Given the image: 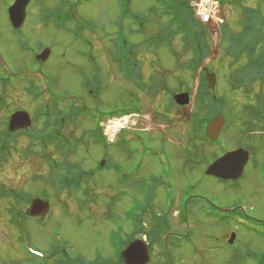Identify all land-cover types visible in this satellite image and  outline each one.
<instances>
[{
  "label": "rangeland",
  "instance_id": "374dc122",
  "mask_svg": "<svg viewBox=\"0 0 264 264\" xmlns=\"http://www.w3.org/2000/svg\"><path fill=\"white\" fill-rule=\"evenodd\" d=\"M12 1L0 0V33L5 42L0 47V57L6 68L12 69L9 73L16 76L24 72V68L30 67L34 70L35 65L21 47L14 43L15 34L7 24L5 15L3 16L7 14V7ZM127 1L71 0L72 5L68 6L66 4L70 3L69 0L63 5L57 0H31L26 7L28 16L19 36L24 38L22 42L26 43V49H35L39 44L49 48L51 55H48L49 58L44 63V70L50 76L54 94L78 97L86 90V87L82 86L84 80H92V84L100 82L101 90H93L90 96L86 94V103L98 107L100 112L85 111L84 116L74 118L65 114L68 110L65 103L53 105L54 117L64 113L62 130L68 133L64 137L73 146L80 144L75 154L67 157L70 160L68 163L75 166L72 172L80 170L83 176L87 170L92 171V174L89 171L87 188L84 187V192L80 194L77 191L73 195L56 192L55 183L49 179L52 172L48 164L39 158L36 149L30 145V140L23 138V135H18L19 138L12 143L11 157H6L8 154L0 157V183L4 185L0 193L9 194L8 189L16 188L28 197H39L48 203L44 218L27 217L21 220L17 214L7 210L5 201H0V264H38L28 260L31 258L28 254L31 248L45 252L48 256L53 249H57L66 264H78L75 259L78 256H81L84 262L99 256L113 257V250L120 247L125 239L127 241L133 230L134 222L126 216V212L134 198L144 203L143 194H153L152 205L155 210H161L163 206L164 211L170 210L165 220L167 218L169 231L172 232L169 238L172 264H257L260 254L264 251V234L239 230L230 222L220 220L218 211L208 203H201L199 199H191L187 203L190 208L189 225H180L175 216L174 210L181 205V201L183 202V194L191 193L200 195L215 205L229 206L231 203L243 202L250 207L253 216L264 217L263 182L257 166H254L252 161L246 163L245 174L236 186L221 184L220 181L204 175V164L217 156L219 146L216 143L198 141V132L195 133L193 127L187 125L190 123L189 115L195 107L199 69L189 74L184 68L178 70L176 67L189 60L192 51L186 46L188 43L184 42L181 35L175 33L172 37L173 46L178 53L177 62L172 51L156 45L155 39L167 33L166 18L157 17L156 10L151 9L152 12L147 15L142 32H138L139 28L133 25L130 14L146 13L157 0H131L129 7L126 5ZM204 1L189 0L188 4L199 10ZM208 1L212 11H209V22L203 25L208 36L210 55L200 65L208 67L215 74L216 83L212 94L223 101L221 113L226 126L223 124L225 127L220 135V145L233 147L239 142L250 143L247 140H251L262 148L264 141L253 135V130H261L255 126L259 122L256 112H250L251 108L256 107H246L249 102L248 95L242 88L231 89L228 76L235 66H229L230 58L223 51L226 43L221 42V32L217 36L214 35L212 25L218 23V16L226 17L231 33H237L241 29L236 23L241 20L242 6L257 7L264 16V0H243L239 5L222 4L218 0ZM64 5L68 7L67 10L80 16L79 26L73 25L64 17L65 21L62 17L54 18L52 12L57 9L65 12ZM191 11L194 9L191 8ZM215 14L217 15L214 16ZM76 29L82 32L78 37L74 35L77 33ZM145 30L148 38L142 34ZM126 38L134 44L133 51H136L138 57L135 64L138 65V61L142 63L143 73L149 74L152 67L148 64L158 61V70H162L164 75L161 87L168 85L167 89L160 90L159 95L139 92L119 73L116 62L123 55L122 45ZM84 39H88L90 44L84 43ZM260 44L264 46V41H260ZM244 60L242 58L236 66H241ZM153 67L155 74L152 75L156 76L157 67ZM92 84L90 88L94 89ZM258 86L259 83L252 91H258ZM9 88L11 96H14L15 92L21 94L18 99L23 96L21 89L18 90L14 86ZM261 89L264 95V85ZM174 91L188 92L189 103L182 106L172 101L171 93ZM155 96L157 97L154 98ZM133 97L142 105L143 115L117 118L118 127L112 137L116 140L114 144L106 142L100 135L98 141L102 140L101 145L89 141L97 120H94L93 116L100 118L102 113L111 108H127L131 106ZM59 98V102H62L63 98ZM38 108V101L35 100L32 102L33 118L29 120L30 127L41 126L42 117L34 118V112ZM84 109L77 107L74 112H83ZM166 115L163 121L161 118ZM90 117L93 119L90 120ZM107 124L105 122L106 126ZM127 125L140 129L139 134L144 144L157 153H137L130 163V160L117 150L122 146L121 138L125 137V134L119 136V127ZM238 136L241 138H237ZM103 143L106 144L104 150ZM27 148L28 156H25L24 151ZM54 148L62 149L60 145L53 143L48 147L46 155L54 159V162L64 159L60 151ZM103 151L107 152L110 159L102 156ZM103 158L106 159V164L105 167H100L98 163ZM139 158L142 160L140 176L145 177L143 194L140 186L137 188L140 180L137 177L133 178V181L137 182L133 185L132 180L128 186L120 183L121 172L134 176L131 171L133 160ZM108 161L119 165L121 172L111 169ZM42 191L45 195H42ZM81 198L84 200L83 206H79ZM21 207L27 210L28 204ZM232 231L236 232L237 237L234 247L238 245L240 250L232 251V247L223 245V238L228 237ZM187 233L188 239L182 238L178 241L179 236L185 237ZM174 246L177 248L173 249ZM159 248L158 239L148 246L150 264H158V260L160 261V258L157 259Z\"/></svg>",
  "mask_w": 264,
  "mask_h": 264
},
{
  "label": "trees",
  "instance_id": "16d2710c",
  "mask_svg": "<svg viewBox=\"0 0 264 264\" xmlns=\"http://www.w3.org/2000/svg\"><path fill=\"white\" fill-rule=\"evenodd\" d=\"M130 1H127V7L130 6ZM222 4L230 3V4H238L243 0H219ZM245 1V0H244ZM122 3V2H121ZM189 0H157L154 5L150 6L146 13L142 12L140 14H130L133 25L139 28L138 32H142V28L144 26V22L146 21L147 15H149L152 10L158 11L157 17H166V27L170 28L172 26L181 27L182 29H188L186 32H180L182 34V39L185 43H188L186 46L190 45L191 58L185 63H181L179 68H184L187 73L196 72L197 67L200 65L202 60L209 55L210 47L208 43V38L204 32L203 25L200 24L197 20L194 19L193 13L191 11L190 5L188 4ZM160 4V5H159ZM152 9V10H151ZM56 14L55 18L67 19L65 14H70L69 10L60 11L59 9L54 10L52 12ZM148 13V14H147ZM155 15V14H154ZM155 15V16H156ZM122 16V14H121ZM64 17V18H63ZM64 19V21H65ZM240 26L241 29L236 33H231L230 26L226 24L222 30L221 34V42L226 43V47L223 49L226 56L230 58L229 66L233 67L230 73V85L232 88H238L243 86L245 90H249L250 81L252 83L253 80L257 78L264 81V46L257 47L260 44V41H264V16L260 14L259 8H251L248 6H242V14L241 20L236 23V26ZM184 27V28H183ZM166 30V29H165ZM170 30H167V33L160 35L157 39H155V43H160L158 40L164 39V44L167 48H169L170 38L174 34ZM148 38L147 30L142 33ZM167 34H171L167 35ZM170 37V38H169ZM189 38V39H188ZM123 43L129 44L130 42L124 39ZM129 51H133L134 46L128 47ZM247 57V62L243 63L241 66H236V63L241 60V58ZM183 69V70H184ZM166 87V86H165ZM167 89V87H166ZM173 93V92H172ZM171 93V98H172ZM221 103L223 101L220 97L213 98L212 91L207 88L206 82L202 74L199 76L198 86L195 93L194 100V110L189 115L190 123L187 124L190 127H193L195 133L198 132V141L209 142L210 140L205 136L203 132L204 124L210 120L213 114L219 113L221 114ZM251 114L256 112L257 119L264 118L263 109H250ZM192 130V131H193ZM195 137V136H194ZM63 150L60 152L64 159L59 160L57 162L50 163V172L51 176L49 179L53 181V183L57 182V192L60 193L62 191L67 194L73 195L74 190L87 188L86 182L89 181V171L87 174L81 175V171L72 172L75 168L73 164L68 163L70 161L68 157V153L65 147H62ZM92 174V171H90ZM86 175L88 177H86ZM139 182V181H138ZM125 185V184H124ZM9 192V200L8 202L11 205L10 212L13 214L14 202L17 203L16 195H12V189H8ZM133 211L135 217L137 219H133L134 231L145 232L149 245L152 244L153 241L158 239L159 246L163 250L162 245V236L169 231V225L167 221L162 218L153 217L151 219V225L145 227L142 225L141 219L139 215H141L145 208L141 207H133ZM26 216L23 215V219ZM158 218V219H157ZM152 247V245H151ZM168 262V260H167ZM70 263V262H68ZM48 264H66L65 260L54 259L52 263ZM80 264H123L121 259L117 256L115 260L109 258L97 257L93 261L80 263ZM258 264H263L262 257L259 258Z\"/></svg>",
  "mask_w": 264,
  "mask_h": 264
},
{
  "label": "flooded vegetation",
  "instance_id": "af4514ba",
  "mask_svg": "<svg viewBox=\"0 0 264 264\" xmlns=\"http://www.w3.org/2000/svg\"><path fill=\"white\" fill-rule=\"evenodd\" d=\"M4 15H5V19L7 21V24L11 28L12 32L15 34L13 36L16 38H14V39L12 38L14 43L18 44V46L21 47V49L24 51V54L27 55V58L30 61H33L34 65H35V69L31 70L30 67L24 68L23 69L24 73L27 72L28 75L23 76V74H22L23 72H21V73L17 74L16 76H13L12 74L6 75L5 70L0 66V157H2V158H3L4 146L6 144L11 143V142H15V139L19 138L18 135H23L22 137L25 139H28V141L30 140V143H32V144L39 142V143L43 144L45 146V148L51 147V145H52V134H51V132L53 129V125L57 124V122H58V118L54 117V115L52 114L54 103H53V98H52V87H51V83L48 79L49 75H48L47 71L44 70L45 69L44 63L42 61L35 60L34 57H35L36 53L35 52L33 53V50L40 51L45 46H43L42 44H39V45H37V47L35 49H33V48L30 50L26 49V47H27L26 43L23 44V42H22V41H24V38H20L21 36H19L23 25L19 29H13L10 26V24L8 23L7 14H3V16ZM27 15L28 14H26V17H27ZM24 22H25V20H24ZM2 44H5V42H4L3 36L0 33V47ZM127 45L132 46L133 44L130 42ZM1 50L2 49L0 48V51ZM155 63H157V62L155 61ZM138 66L142 67V63L139 61H138ZM33 72L38 73V74L32 75ZM137 72H139V71L137 70ZM138 77L143 79V80L145 79L146 82L151 81L150 84L153 87L152 90L155 89L152 94L159 95L158 93H160V90L162 87H161V85H159V81L156 80V77L154 75H150L147 73V74H139ZM128 83L133 86L131 81H129ZM11 86H14L18 90L21 89L23 96L19 99L17 98L19 95H21L20 92H18V93L15 92L14 96H11L12 94H11V91L9 88ZM149 88H150V85L147 86L148 90H149ZM136 89L138 91H140L141 93H143V91L140 90V88L136 87ZM45 97L48 98V101L46 104L43 103V98H45ZM156 97L157 96H155L154 98H156ZM247 98L249 100V102L246 103L247 105H253L259 109H263V111H264V95L262 97L260 95V92L252 91L251 93L250 92L248 93ZM35 100L38 101L39 108L36 110V112H34V118H35V116L42 117L41 126L40 127H35V126L30 127L29 126L27 128L17 129L15 131H8L7 130V124H8L9 116L11 115V113H14L16 111H23V112L27 113L28 117L30 116L29 118H33V114L31 113L32 112V102H34ZM23 105H25L26 107H24ZM142 109H143L142 105H140L139 100L136 98L134 108H132L130 106L127 109V113L130 114L129 117L131 115H141L142 116L143 115ZM65 114H67V113L65 112ZM166 117H167V115L165 117L162 116L161 119L164 121L166 119ZM63 118H64V115L60 118V120L62 122H63ZM136 119H138V117ZM258 121H259L258 124H256L255 126L260 127L261 130H253V135L257 138H260V140H262V142H263L264 141V118H259ZM262 121H263V123H261ZM128 127H129L128 132L130 133V135L135 136L138 139H140V140H138V142H134V141L130 140L128 142L129 147H131L134 150L135 148L138 147L139 144H141L142 147L145 146L146 144H144V140L142 139L141 135L139 134L140 129H137L131 125H128ZM221 132H222V130H221ZM221 132H220V135L222 134ZM237 138H241V136H238ZM237 140H240V139H237ZM247 141H249L250 143H243L242 144L239 142L238 145H235L233 147L223 146V148L218 151V154L215 157L220 156L225 151H231V150H234V149L239 148V147H242L243 149L247 150L248 156H249L248 162L252 161L254 166H257L258 174L261 177V180L263 182L262 188L264 190V145L262 148H260L261 145H258L256 143L252 142L251 140H247ZM147 148L150 149L151 147L148 146ZM129 160L131 162V159H129ZM113 167L116 169V164H113L111 169ZM246 167H247V164L244 167V171L242 173V176L238 180H235V181L222 180V179H218L216 177H211V176H207V177H211L217 181H220L221 184H228L231 186H236V184L239 182V180L244 176ZM190 174H192V173H190ZM128 178L129 177H127V179ZM183 196H185L184 199H186V197L189 196L191 199H199L201 203H208L207 200H205L200 195H193L191 193H188L187 195L183 194ZM187 203H188V201H186L185 204H183L182 208H180V206H177L174 210L175 216H176V218H178L179 223L181 222V219H182L183 223L187 222L189 224L188 212H189L190 208H188ZM230 205H232V206L231 207L222 206V205H218V206L233 209L232 211L234 213H232V215L233 216H239L241 211L239 208H236L235 206H238L241 204L240 203H231ZM209 206L213 207L211 204H209ZM244 206H248V205L245 204ZM180 209H183L184 215L183 214L180 215V213H181ZM246 215H247L246 218L260 219L259 217L253 216L249 212ZM218 217L219 218L221 217V215L219 213H218Z\"/></svg>",
  "mask_w": 264,
  "mask_h": 264
},
{
  "label": "water",
  "instance_id": "95a60500",
  "mask_svg": "<svg viewBox=\"0 0 264 264\" xmlns=\"http://www.w3.org/2000/svg\"><path fill=\"white\" fill-rule=\"evenodd\" d=\"M30 0H14L13 4L8 7V18L11 25L14 28L21 26L25 15L26 6ZM49 55V49H44L37 59L46 60ZM206 80L208 86L213 88L215 85V77L213 73L206 74ZM174 100L178 105H186L189 102V95L186 92L176 93ZM224 124L222 116L214 117L208 125L207 134L209 137L216 139ZM28 125V119L24 112H16L11 116L9 129L14 130L20 127ZM248 160L247 151L241 148L233 151L226 152L219 158L210 163L206 169L205 174L211 175L220 179L237 180L244 169V166ZM47 207L46 202L40 199H34L30 208L31 215H41L44 213ZM234 238V234L231 235L230 241ZM166 245V236L164 237ZM121 256L125 264H144L148 261V252L146 246L139 240H134L125 247Z\"/></svg>",
  "mask_w": 264,
  "mask_h": 264
},
{
  "label": "bare ground",
  "instance_id": "6f19581e",
  "mask_svg": "<svg viewBox=\"0 0 264 264\" xmlns=\"http://www.w3.org/2000/svg\"><path fill=\"white\" fill-rule=\"evenodd\" d=\"M202 12H207L210 9V3L208 0H205L201 6H199Z\"/></svg>",
  "mask_w": 264,
  "mask_h": 264
}]
</instances>
